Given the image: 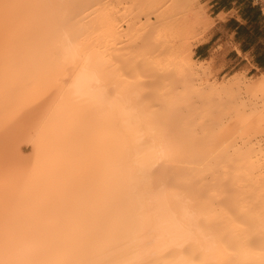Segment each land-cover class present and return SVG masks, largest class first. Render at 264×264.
<instances>
[{
	"label": "bare ground",
	"instance_id": "bare-ground-1",
	"mask_svg": "<svg viewBox=\"0 0 264 264\" xmlns=\"http://www.w3.org/2000/svg\"><path fill=\"white\" fill-rule=\"evenodd\" d=\"M92 2L0 0V264H264V118L214 134L153 109L97 50Z\"/></svg>",
	"mask_w": 264,
	"mask_h": 264
},
{
	"label": "rangeland",
	"instance_id": "rangeland-1",
	"mask_svg": "<svg viewBox=\"0 0 264 264\" xmlns=\"http://www.w3.org/2000/svg\"><path fill=\"white\" fill-rule=\"evenodd\" d=\"M214 3L215 1L211 0H94L93 5H90L91 9L88 8L87 11L88 15L91 13L89 18L94 21L88 18L86 21L87 19L92 21V27L96 29H92V34H94L92 38H94V42L97 40L95 42L97 50L111 59L112 62L109 63V67L114 65V67H119L120 71H127L124 74L125 79L129 80L131 85L134 84L133 87L140 90L145 100L152 102V108L157 109L159 107L160 112L163 109L167 110L163 101L169 99V103L172 101L178 104V101L184 102V106L187 105V110L184 109V106L181 107L183 109H180L185 111L183 113L186 117L192 108L197 110L196 113L194 112L196 121L199 120V116L202 120L206 119L205 117L208 119L214 117L217 126L214 127L216 125L214 119H211L212 123L210 120L209 122L210 126L215 124H213L215 130L213 127L209 130L208 125L205 124L208 127H206L205 132L212 131L214 133L216 131L217 133L223 124L226 125L232 118H236L234 115L236 111L237 115L241 114L240 116L245 117L255 116L258 114L256 112H259L264 118V91L259 90L260 93L256 90L257 92L253 95L248 90L249 85L264 77V70L253 69L252 66H249L237 67L229 72L222 71L221 68L215 67L213 61L202 62L196 58L194 52L196 46L207 39L215 23L214 15L217 4ZM105 14L109 17L108 21L103 19ZM110 21L116 26L114 32L110 29ZM98 37L101 38L100 41ZM184 79L188 80V86H185ZM171 87H173L172 90ZM214 88L220 89L221 93H214ZM170 90L174 94L173 97L169 95ZM185 93L188 94V97ZM163 94L168 95L167 98ZM149 95L150 98L153 95V98H148ZM175 95L178 96H176L177 99H175ZM170 96L174 99H171ZM180 96H184V101ZM204 98L212 103L211 107H209L211 104L208 106ZM185 100L186 102L190 101L191 106ZM219 101L221 102L220 105L223 104L228 109L225 107L219 109L218 104H215ZM192 104L197 106L194 107ZM214 104L215 107H213ZM200 105H203L202 110L198 109ZM178 106L180 107V105ZM190 108L191 110H188ZM206 108L208 114L205 112ZM215 108L219 111L224 110L222 113L226 115H222L216 109L219 115L221 114L224 118L217 115L216 110L214 112ZM201 112H205V116L202 117ZM190 113L193 114V111ZM190 113L188 117L191 115ZM189 118L194 117L191 118L190 116ZM218 120L223 122L220 123ZM196 121L194 124H201V120ZM205 121L203 120V123ZM206 122L208 123V121ZM195 126L193 125L194 129ZM197 127L195 129L197 133H195L199 138L203 132L200 131L199 126ZM257 127L249 134L256 146L264 147V124ZM236 144L239 147L242 140L237 138Z\"/></svg>",
	"mask_w": 264,
	"mask_h": 264
},
{
	"label": "crops",
	"instance_id": "crops-1",
	"mask_svg": "<svg viewBox=\"0 0 264 264\" xmlns=\"http://www.w3.org/2000/svg\"><path fill=\"white\" fill-rule=\"evenodd\" d=\"M214 4L215 23L207 39L196 46V58L213 61L222 71L249 66L264 70V7L252 0H219Z\"/></svg>",
	"mask_w": 264,
	"mask_h": 264
},
{
	"label": "built area",
	"instance_id": "built-area-1",
	"mask_svg": "<svg viewBox=\"0 0 264 264\" xmlns=\"http://www.w3.org/2000/svg\"><path fill=\"white\" fill-rule=\"evenodd\" d=\"M217 2V0H211ZM256 5L264 7V0H252Z\"/></svg>",
	"mask_w": 264,
	"mask_h": 264
}]
</instances>
